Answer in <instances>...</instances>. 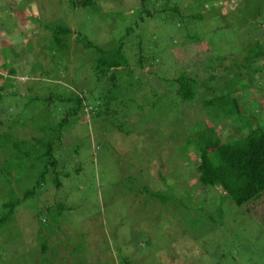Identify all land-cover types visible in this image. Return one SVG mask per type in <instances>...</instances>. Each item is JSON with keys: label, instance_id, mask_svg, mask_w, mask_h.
Listing matches in <instances>:
<instances>
[{"label": "rangeland", "instance_id": "374dc122", "mask_svg": "<svg viewBox=\"0 0 264 264\" xmlns=\"http://www.w3.org/2000/svg\"><path fill=\"white\" fill-rule=\"evenodd\" d=\"M26 1L31 2L24 9L37 23L28 21L22 27L12 11L0 10V64H11L15 72L11 87L1 80L0 85L16 96L5 99L2 108L10 116L21 113L26 119L35 112L34 107L25 108L33 95L68 97L82 93L87 112L62 134L64 146L55 155L60 160L57 172L61 173V187H54L55 174L49 172L37 196L21 203L4 227L8 240L3 242L0 236V264H35L31 258L38 250L39 237L50 231L65 239L69 252L66 264H122L124 258L131 264H264V194L254 203L237 207L228 198L202 188L195 170L189 166L184 170L181 159L186 161L188 155L180 148L206 112L196 109L186 119L177 98L163 96L165 81L176 79L184 69L197 73L202 83L210 79L204 71L214 65L213 78L207 83L215 89L224 83L226 88L235 78L230 86L236 90L245 84V76L254 77V86L260 91L250 90L258 102L249 103V112L258 117L259 109L264 118V69L254 74L253 64L243 62L245 45L256 43L264 49V0H166L170 6L177 4L181 15L156 13L153 19L145 18L134 26L132 38L124 40L123 46L129 67L115 74L113 93L108 92L111 74L96 82L93 64L97 53L83 48L77 37L80 33L93 47L108 50L115 46L124 26L100 21L80 6L68 12L69 0ZM94 1L110 19L115 12L130 19L140 12L139 0ZM145 4L152 8L149 1ZM258 8L261 16L248 15ZM190 14L196 18H188ZM60 20L71 28L72 35L63 66H56L47 47L50 33L42 26ZM186 32L198 33L201 42L188 40ZM138 40L144 43L142 52L137 50ZM152 45L158 47L155 56L159 60L148 62L147 47ZM6 48L11 51L9 57L3 50ZM140 57L142 65L137 63ZM4 74L0 70V75ZM198 88L197 97H211L202 86ZM88 90L93 93L88 95ZM129 101H138L140 106H128ZM107 102L109 117L124 105L126 113L120 114L129 113V136L106 120ZM97 112L102 114L96 116ZM6 119L2 117L3 122ZM212 126L224 141L244 134L233 130L228 121L218 120ZM162 128L166 129L165 137L160 133ZM16 130L22 140L38 135L26 127L17 126ZM190 158L195 156L190 154ZM25 175L31 180L29 188L36 174ZM144 187L177 200L160 207L143 193ZM200 208L213 214L198 212ZM217 209L223 215L222 222L213 223L210 216L215 219Z\"/></svg>", "mask_w": 264, "mask_h": 264}, {"label": "trees", "instance_id": "16d2710c", "mask_svg": "<svg viewBox=\"0 0 264 264\" xmlns=\"http://www.w3.org/2000/svg\"><path fill=\"white\" fill-rule=\"evenodd\" d=\"M69 1L71 3V9H66L68 12L72 9L76 10L80 6L90 16L100 18V21L119 23L124 26L123 32L120 31V35L114 41L115 46L110 47L108 50H103L96 46L93 47L92 43H89L80 33L77 37L78 44H82L85 49L93 48L94 54L97 53L95 54L97 56L93 64L96 82L99 83L100 79L111 74V77L109 78L108 76L107 78L109 86L108 92L110 93H113L116 88L115 81L118 71L121 69L126 70L129 67L123 46L124 40L132 38L134 26H138L145 18L153 19V15L156 13L181 15L180 7L175 3L170 6L166 0H139L140 12L132 19L124 16L121 12L112 13V19H110L107 17L109 13L106 14L100 11L99 6L94 0ZM146 1L152 4V8L146 6ZM30 2L26 0H0V10L7 11L8 9L12 11L15 20L23 27L28 21L32 23L38 22L37 19L29 16L24 9ZM194 15L190 14L188 18L195 19L196 17ZM248 15L257 17L261 16V13L258 8L255 13L252 14L249 12ZM42 27L50 33L47 47L50 59L52 61L54 60L53 65L58 66L61 64L63 66V57L69 53L68 43L72 35L71 28L61 20L59 23L48 24ZM198 37L200 38L198 33L186 32V38L188 40L192 39V42H201ZM143 44L142 41L138 40L137 50L139 52H142L141 47ZM3 50L8 53L6 55L7 57L11 56V51L9 53L8 48ZM147 51L149 54V58H147L148 62L159 58L155 56L158 47L154 48L152 45L147 47ZM244 51H246V56L243 59L244 65H248L249 63L253 64L254 74L258 72L260 74L262 69H264V49L255 43L253 45H245ZM2 60L6 62L4 58ZM259 61H262L263 65H259ZM137 63L142 65L141 57ZM37 67L38 65L36 64L35 69ZM224 67L222 71L227 73ZM0 70L5 73L4 76L0 75V80L11 87V82L15 77V72L11 64H0ZM184 70L185 72L181 73L176 79L168 81L169 83L164 80V86H168L169 88V90L166 87L165 90L163 89L164 98L173 100L177 98L179 101L178 109L186 119L188 116H191L190 114L193 115L196 109L206 112L201 123H198L195 128H192L187 133L185 143L180 148L188 155L186 161L181 159V162L184 164V170L188 166L192 167L196 173V181L202 188L211 189L213 194L216 196L218 194L221 198H228L237 207L254 203L264 194V118L259 109L260 115L258 117H254L256 113L252 114L249 112V103L258 102L249 93L250 90L260 91V89L254 86V77H250L249 75H247L248 77L245 76L247 78L245 84L238 86L236 90H232L234 88L230 86L232 81L234 83L236 82L235 78L228 83L226 88H224V83L222 87L215 89V87L207 83L208 80L213 78L211 73H213L214 65L204 71V73L210 74V79L206 78L202 83L199 81L200 78L198 79L196 76L197 73H193L192 75L188 70ZM47 74L51 75V72H47ZM198 85L202 86L205 92L211 93V97L200 98V95L197 97L199 93ZM166 90L167 92L165 93ZM92 93L93 91L88 90V95ZM147 95L145 93V96ZM82 96V93L73 94L68 97L55 96L53 93L43 97L33 95L30 101L25 104V108L34 107L35 112H30L32 115L23 119L21 113L10 116L8 110L5 107L2 108V103L5 102V99L16 98V96L15 92H11L6 86L0 85V156H2L0 186L3 187L2 189L0 187V229L8 226L7 224L13 219L15 209L21 203L27 202L37 196L44 182L49 178V172L55 174L53 181L54 187L56 189L61 187L59 181L61 173L57 172L60 160L55 155L62 151L60 146H64L62 143L63 132L67 128L69 129L75 126L80 119V115H84L86 111V97ZM108 103L104 105L106 120H111L113 124L116 123V130L119 133L129 136L131 134V130L127 128V126H130L127 121L129 113L127 114L128 118L127 115L122 116L120 114L124 111V105L118 106L116 110L113 109L114 116L109 117ZM193 103L195 107L191 106ZM134 104L140 106L138 101L127 105L133 106ZM146 106H149V104L147 103ZM124 113L126 112L124 111ZM101 114L97 112L96 116ZM3 116L7 118L6 122H3ZM142 119L143 117L141 116L136 123ZM218 120L228 121L233 130L236 132L243 131L244 134H239L236 138L228 137L224 141L221 133L216 131L212 126V123ZM17 126L26 127L31 132L38 133V135L31 137L29 140L19 139L17 138ZM140 126H142V123H140ZM138 129L143 130V127ZM164 130L166 131V129L162 128V131H160L163 137L166 136ZM175 132L176 130L174 129ZM190 154L195 156L194 160H191ZM79 170L77 169V171ZM26 172L36 174V180L29 188H26V186L28 182L31 183V180L30 178H24L27 177L25 175ZM175 178L177 179L178 176H175ZM8 182L9 184H7ZM170 192H172L171 189ZM143 193L157 201L160 207H167L169 201L176 202L175 200H177L171 194L152 191L149 187H144ZM55 209L57 211L62 210L59 207H55ZM207 210L206 208H200L198 212L206 213ZM208 214L213 213L208 210V213L205 215ZM215 215H217L215 219H213V215L210 216L211 221L213 223L215 221L219 222V220L222 222L223 215L220 209H217ZM0 236L3 237V242L8 240L5 228L0 231ZM64 243L65 239L59 238L55 231L44 233L39 237L38 250L34 252V258H31V260L35 264H66L65 258L69 257V252H66L67 244L64 246ZM60 253H62V256H60ZM122 264L131 263L127 258H124Z\"/></svg>", "mask_w": 264, "mask_h": 264}]
</instances>
